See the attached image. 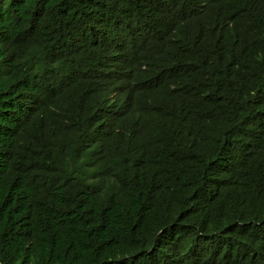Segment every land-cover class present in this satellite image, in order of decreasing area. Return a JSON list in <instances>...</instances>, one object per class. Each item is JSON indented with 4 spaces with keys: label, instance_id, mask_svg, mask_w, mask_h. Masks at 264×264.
I'll return each instance as SVG.
<instances>
[{
    "label": "trees",
    "instance_id": "obj_1",
    "mask_svg": "<svg viewBox=\"0 0 264 264\" xmlns=\"http://www.w3.org/2000/svg\"><path fill=\"white\" fill-rule=\"evenodd\" d=\"M0 264H264V0H0Z\"/></svg>",
    "mask_w": 264,
    "mask_h": 264
}]
</instances>
